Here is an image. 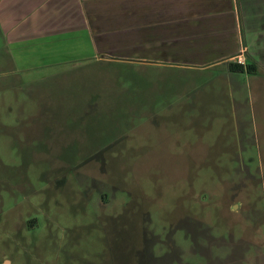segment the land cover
I'll list each match as a JSON object with an SVG mask.
<instances>
[{
  "label": "rangeland",
  "instance_id": "rangeland-1",
  "mask_svg": "<svg viewBox=\"0 0 264 264\" xmlns=\"http://www.w3.org/2000/svg\"><path fill=\"white\" fill-rule=\"evenodd\" d=\"M105 56L0 49V264L260 263L264 73Z\"/></svg>",
  "mask_w": 264,
  "mask_h": 264
},
{
  "label": "crops",
  "instance_id": "crops-1",
  "mask_svg": "<svg viewBox=\"0 0 264 264\" xmlns=\"http://www.w3.org/2000/svg\"><path fill=\"white\" fill-rule=\"evenodd\" d=\"M0 49L15 74L117 53L230 73L229 62L251 64L257 76L264 0H0ZM256 257L264 264L262 252L246 260Z\"/></svg>",
  "mask_w": 264,
  "mask_h": 264
},
{
  "label": "trees",
  "instance_id": "trees-1",
  "mask_svg": "<svg viewBox=\"0 0 264 264\" xmlns=\"http://www.w3.org/2000/svg\"><path fill=\"white\" fill-rule=\"evenodd\" d=\"M228 69L232 72H247L249 74L256 72V68L254 65L246 64L245 66H243L240 63H234V62L228 63Z\"/></svg>",
  "mask_w": 264,
  "mask_h": 264
}]
</instances>
